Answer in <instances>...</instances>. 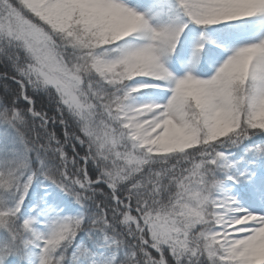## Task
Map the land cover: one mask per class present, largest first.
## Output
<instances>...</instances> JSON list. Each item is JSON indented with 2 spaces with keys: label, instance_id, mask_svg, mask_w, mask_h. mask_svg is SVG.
I'll list each match as a JSON object with an SVG mask.
<instances>
[{
  "label": "snow or ice",
  "instance_id": "snow-or-ice-1",
  "mask_svg": "<svg viewBox=\"0 0 264 264\" xmlns=\"http://www.w3.org/2000/svg\"><path fill=\"white\" fill-rule=\"evenodd\" d=\"M0 264H264V0H0Z\"/></svg>",
  "mask_w": 264,
  "mask_h": 264
}]
</instances>
